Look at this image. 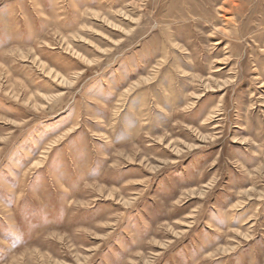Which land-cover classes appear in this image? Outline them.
I'll list each match as a JSON object with an SVG mask.
<instances>
[{
  "label": "rangeland",
  "instance_id": "374dc122",
  "mask_svg": "<svg viewBox=\"0 0 264 264\" xmlns=\"http://www.w3.org/2000/svg\"><path fill=\"white\" fill-rule=\"evenodd\" d=\"M0 264H264V0H0Z\"/></svg>",
  "mask_w": 264,
  "mask_h": 264
}]
</instances>
